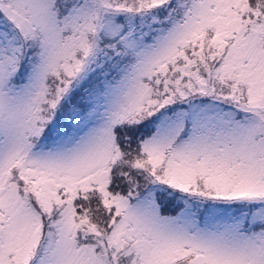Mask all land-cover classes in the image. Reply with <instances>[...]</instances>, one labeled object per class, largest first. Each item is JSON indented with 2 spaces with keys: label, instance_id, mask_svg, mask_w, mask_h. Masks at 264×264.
I'll return each instance as SVG.
<instances>
[{
  "label": "snow or ice",
  "instance_id": "snow-or-ice-1",
  "mask_svg": "<svg viewBox=\"0 0 264 264\" xmlns=\"http://www.w3.org/2000/svg\"><path fill=\"white\" fill-rule=\"evenodd\" d=\"M0 264H264V0H0Z\"/></svg>",
  "mask_w": 264,
  "mask_h": 264
}]
</instances>
